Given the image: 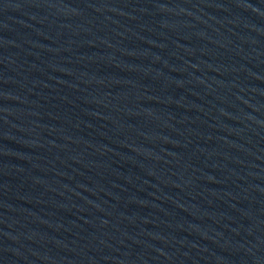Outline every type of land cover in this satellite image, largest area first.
<instances>
[{"label":"water","instance_id":"1","mask_svg":"<svg viewBox=\"0 0 264 264\" xmlns=\"http://www.w3.org/2000/svg\"><path fill=\"white\" fill-rule=\"evenodd\" d=\"M0 264H264V0H0Z\"/></svg>","mask_w":264,"mask_h":264}]
</instances>
